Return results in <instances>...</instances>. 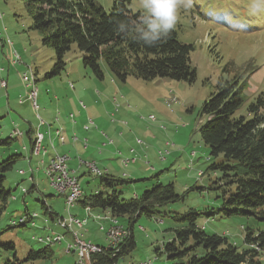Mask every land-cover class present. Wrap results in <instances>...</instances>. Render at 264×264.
<instances>
[{
  "label": "rangeland",
  "instance_id": "obj_1",
  "mask_svg": "<svg viewBox=\"0 0 264 264\" xmlns=\"http://www.w3.org/2000/svg\"><path fill=\"white\" fill-rule=\"evenodd\" d=\"M96 1L105 11L110 9V0ZM129 9L135 13L140 12L143 15L139 0H130ZM30 25L31 19L27 14L24 1L0 0V37L5 38L4 42H6V49L3 53L2 50L5 45L2 48L0 43V70L5 71L8 67L12 78H14L8 84V91L18 97L24 90L25 83L22 81V74L30 76V73L32 75L35 73L33 75L34 81L36 79L35 86L37 85L36 88L38 87L40 95H45L48 90V96H50L48 99L56 95L55 93H61V85L65 81L66 83L70 82L67 85L73 90L72 92L80 93L83 87L86 89L84 93L87 95L85 96L89 98V101L85 97H81L82 100H76L81 108L78 109V113H83L82 110L90 111L98 121V115L100 113L103 114L102 111H105L104 107L107 108L109 104L105 98L100 101L95 99V97H90L91 94H94L97 98L98 92L100 93L94 87L97 84H102L105 89L104 83L109 82L108 78L110 77L117 83L119 81L109 72L102 61L100 64L104 81L94 77L88 68L82 66L81 53L76 45H73L71 50L65 55L67 62L65 70L56 77L45 78V73L50 70L54 62V53L51 48L42 45L40 34L31 30ZM172 30L175 31L179 42L192 47L190 61L191 66L196 71L195 81L187 83L168 78H155L151 81H143L129 77L125 82L119 83V90L114 91V93L112 90H108L110 94L113 93L111 96L113 103H115L116 98H122L123 100L122 105L119 103L112 105L109 98L112 112L108 110L106 114L108 120L114 122L116 127L111 126L113 129H107L108 132L105 130L108 125L99 128L105 140L113 141L118 138L123 145V147L118 148L113 158H105L107 159L105 160L99 158L97 154L91 157L83 155V157H86L84 159L79 158L80 156L73 158L75 146L70 142L69 134L70 121H76V112L73 110L60 109L58 111L57 109L54 110V105L43 106L47 113L55 115L54 119L47 117L45 113L42 114L41 108V112L38 109H34L33 113L31 112L27 115L28 119H25L26 117L22 114L10 109V114H15L16 125L22 124L26 126L23 123L25 121L32 124L34 129L33 139L36 133L39 132L44 134L46 140H48V135L45 132L47 128L45 127L50 124L49 137L54 140L55 130L61 131L59 128L61 126L60 120L65 122L67 127L61 129L64 131L62 134L67 142L58 146L57 149L59 152L69 154L68 158L71 164L76 161L78 165V159H80L82 166L80 169L79 167L76 169V166H73V169H76V172H74L75 170L73 171V175L81 186L83 196L100 191L99 178L91 175L87 169L88 164L94 163L100 169H107L114 173L116 177L125 178L127 175L128 178L125 179L134 181L120 189L122 191L121 196L125 199L131 198L134 195L131 194L134 193L133 191L140 194L146 189H151L155 183L154 176L156 175L159 177L158 183L167 184L172 182L178 194L195 187L184 194L183 201L168 204L161 209L168 216H173L175 213H184L189 209L203 210L206 206L214 208L219 206V201L215 199L218 191L210 188L204 189L208 187L215 188L217 185L214 183H216V178H219L220 174L206 172L207 167L210 165V160L208 150L204 147L198 132L199 126L204 122L200 118L199 113L204 101L216 92L220 79H231L239 74L244 75L248 79V88L245 91V102L239 108L238 115L244 116L246 120L249 119L246 112L247 105L253 102L259 94H264V5L256 8L254 7V0H192L190 7L178 8L176 24ZM7 48H9L8 51ZM15 55L19 58L17 62H15ZM50 80H57V83L54 84L55 90H53L51 84L49 86ZM173 97L177 98V103H175L176 99ZM168 100H170L167 104L169 107L170 103H173L170 108L166 106ZM12 101L16 103L17 99ZM48 102L50 103V101ZM148 111L151 113L149 117ZM58 113L63 116L60 120L57 118ZM66 116H68L70 121L65 118ZM150 117H153L154 120H150ZM6 118L0 120V133L3 132L7 122ZM145 119H149L148 121L150 122L156 121L155 123H150L155 126L152 130L155 134L153 136L150 133L147 135L149 138H145L141 132H138V130L143 132L146 130L143 125H137L138 121L148 122ZM108 120L107 122L110 124ZM40 121L43 122L41 127L39 125ZM90 127L97 128L89 118L87 123L83 125V129L86 132L79 130L77 131L79 134L75 136L80 141V138L83 137V142H86V140L91 141L90 136L97 132L94 131L95 129L87 132L88 129H91ZM75 136L73 137V142L76 141ZM6 138L7 134L2 136V139ZM100 140L101 138L97 143L101 146L96 148V152H101L106 145V141L100 142ZM138 140L140 143H137ZM135 143L146 149L147 155H144L143 152L138 155V150L137 152L135 151L138 148ZM51 144H49L50 147ZM87 145L90 146V144ZM127 145L135 147V150H133L134 154H131V151L129 153ZM76 146L79 148L81 145ZM49 150L52 151L51 155H55L53 148ZM165 150L168 152H165ZM90 151L89 149L86 152L89 154ZM130 154L132 157L125 158V156ZM134 157L137 160L136 163L124 165V161ZM39 158L45 171V164L42 158ZM5 159L7 157L0 158V162ZM70 161H68L69 165H71ZM97 166L95 167L98 169ZM16 170L17 166L15 171L5 174L4 186L6 188L15 186L16 183L19 184L8 198L7 208L0 217V245L12 244L14 250L4 251L0 247V264H3L8 259L11 260L13 253L16 254L18 260H25L30 250L50 245L49 243L38 242L39 239H47V236L53 238L55 235H62L63 238L60 243H52L50 245L54 253L52 260H39L22 264H64L73 262L74 259H77L76 253H65L68 244H74L73 238L65 230L51 222L49 216L44 212L45 207L42 205L44 200L42 201L41 197H39L40 201H35V197H38L35 192L26 194L24 197L25 201H21V189L24 188L29 192L33 183L27 179L21 180L22 178L16 174ZM101 172L102 176L103 174H108L106 170ZM43 173H40V177L36 178L37 184L40 186L37 191L44 195L46 207H52L53 210H50L51 208L49 207V211L58 213L63 218L71 215L82 219L78 215L73 214L75 210H65L63 197H60L52 189L45 172ZM122 173L124 174L122 175ZM49 195L52 196L49 197ZM22 196L24 195L22 194ZM12 197H18L15 205L14 202L12 205ZM25 210L38 216L34 220V225H32L31 221L22 227L17 225L19 217L24 215ZM104 214L110 215L109 213H102V215ZM84 215L85 213H83V217ZM45 219H47V223ZM161 219L147 218L143 215L136 221L133 228L136 248L128 258L120 259L117 264H140L148 260L150 264L170 263L166 261L163 255L157 257L154 253V248L160 247L163 242H166L172 234L170 229L178 227L179 224L173 222L171 218L164 217ZM14 221H17V223H12ZM121 223L124 224V222ZM197 224L203 227L207 234L224 235L230 243L239 249L245 246L243 241L245 229L256 230L258 228L264 230L263 221L242 216L224 218L222 215H217L214 218H206L202 215L197 219ZM14 225L16 227L12 228ZM86 228L87 222L84 226H77L73 231L79 238L87 242L95 243L93 241H97L105 246L104 234L98 231L97 224L84 233ZM123 228L127 230L125 226ZM260 261L261 264H264V253L260 256Z\"/></svg>",
  "mask_w": 264,
  "mask_h": 264
},
{
  "label": "trees",
  "instance_id": "obj_2",
  "mask_svg": "<svg viewBox=\"0 0 264 264\" xmlns=\"http://www.w3.org/2000/svg\"><path fill=\"white\" fill-rule=\"evenodd\" d=\"M22 1L31 19L30 29L37 31L42 45L54 53V62L45 78L56 77L65 70V55L76 45L81 53L82 66L98 79L103 77L102 61L120 83L129 77L143 81L155 78L187 83L195 81L196 71L190 61L192 47L179 42L175 31L171 30L155 46H148L142 40L118 31L120 22H138L142 16L140 12L129 9L130 0H110L108 11L96 0ZM247 88L248 79L244 75L220 79L216 92L204 101L199 113L204 122L198 132L210 160L206 172L220 174L214 183L217 185L215 188L204 189L218 191L215 199L219 206L189 209L168 216L161 209L183 201L184 194L195 187L178 194L172 182L158 183L156 175L151 189L125 199L120 189L134 181L110 174L97 177L100 191L82 196L77 205L82 210L88 206L93 211L109 213L127 228L129 235L118 246L120 250L116 255L115 251L107 249L91 256L89 264H117L120 259L128 258L136 248L134 225L143 215L158 219L167 217L179 224L170 229L172 234L166 242L154 248L157 257L163 255L171 264H261L264 230L245 229V246L239 249L224 235L207 234L197 224L202 215L206 218L242 216L264 222V94H259L247 105L249 119L246 120L238 115V110L245 102ZM16 156L11 155L0 162V217L13 192L4 186V182L5 174L14 168ZM42 205L51 219L59 217L57 213L50 212L46 204ZM0 247L4 251L14 250L12 244ZM53 257L54 253L47 245L30 250L23 261L13 253V258L3 264L52 260Z\"/></svg>",
  "mask_w": 264,
  "mask_h": 264
},
{
  "label": "crops",
  "instance_id": "obj_3",
  "mask_svg": "<svg viewBox=\"0 0 264 264\" xmlns=\"http://www.w3.org/2000/svg\"><path fill=\"white\" fill-rule=\"evenodd\" d=\"M4 40H5V38L0 37V43H1V47L2 48L6 44V42H4ZM5 49H6V45H5L4 49L2 50V53L4 52ZM8 50H9V48H7V51ZM9 56L11 57V55H9ZM13 58L14 57L12 55V59ZM13 60H12V63H13ZM69 72H70V70H69ZM13 79L14 78H12L11 71H10V69L8 67H7V69L5 71L4 70H0V81H2V80L5 81V83L7 85L5 89L0 88V116H1V119L7 117L6 118V121L7 122H6V124H5L4 128H3V132L0 133V158L3 159L5 157L8 158L11 155H17L16 156V163H15L14 168H13L12 171H15V167L17 166L16 174L20 178H22L21 180L27 179L28 181H31L33 183V185H31V188H30V189H32V188L33 189L30 190V193L35 192L36 195H38V197H35V201H40V198L39 197H41L42 201L44 200V203H45L46 201L44 199V195L41 192L37 191L38 188H40V186L37 184L36 178L37 177H40V173L44 174L43 173L44 172V166L40 163V158L38 156L32 155L33 154L32 153V150H33L32 149V145H33V133H34V129L32 128V124L30 122H26V121L23 122V123L26 124V126H23L22 124H21L22 126L21 125H16V120L14 119V115L15 114H10L11 113V110H13V111L15 110L14 112H19L20 114H22L23 116L26 117L25 119H28L27 115H29L31 112L32 113L34 112L33 111L34 109L31 106L30 101L28 99V96H29V93H30V88L28 86H26L27 85L26 84L24 86V90L18 95V97H16L15 94H12V92H9L8 91L9 90L8 84H9L10 80H13ZM108 79H109V82L104 83L105 89L102 87V84H97L94 87L96 89V91H100V93L98 92V97L97 98H96V96L94 94H91V96H90L91 98H94L95 97V99H99L100 101L103 98H105L106 101L109 104V106L107 105V108L104 107V110L105 111H102L103 114L100 113L98 115V117H97L98 121L94 118L93 113L90 112V111L87 112L85 110H82L83 113H80V114L78 113V109H81V108L78 106V103L76 102V100H82L81 97H85V99L89 101V98L85 96L87 94L84 93L86 91V89H84L83 87H82V92H80V93L79 92H72L73 90H71L68 87V85H67V83H70V82H67L66 83V81H65L61 85V93H59V94L58 93H55L56 95H54L50 99H48L50 97V96H48V90L46 91V94L45 95L44 94H41L40 95V91H39V89L37 87V89H38V91H37L38 92V94H37V105L39 106L38 107V110L39 111H40V108H41L42 114L45 113L47 117L54 119V116L55 115L49 114V113H47L43 109V106L44 107H47L49 105H51V106L54 105V107H55L54 110L57 109L59 111L60 109H65V110H68L69 109V110H73L74 112H76V118H75L76 121H74V122L70 121V119H68V116L65 117L71 123V125L69 127V129H70V133H69L70 134V142L73 143V145L75 146V149H74L75 153L73 154L71 152V154H73L72 155L73 158H76V156H80L79 158H83L84 159L86 157H83V155L84 156H90L91 157L94 154H97L99 158H103V159H105V158H113L115 156V153L118 150V148L123 147L122 143L120 142V140L118 138H115L114 137L115 140L111 141V140L108 139V141H107V140H105V137L102 136L101 132L99 131V128L100 127L103 128V127H105V125H108V127L105 129L106 131H107V129L108 130H112L113 127H116L115 124H114V122L108 120V117H107V114H106V112L108 110H110V111L112 110L111 109L110 101H111L112 105L113 104H117V103H119L120 105L123 104L122 98H118V99L116 98L115 103H113L112 97H111L113 95L114 91L119 90L118 85H120L119 84L120 82L117 83V81L113 80L112 77H110ZM102 80L104 81V78ZM35 82H36V79H35ZM56 83H57V80L56 81L55 80L54 81L53 80H50L49 86L51 84L53 86V90H55V85L54 84H56ZM108 90H112L113 93L110 94ZM113 97H115V96H113ZM109 98H110V101H109ZM16 99H17V101H16V103H14L12 100H16ZM39 101H40V104H39ZM48 101H50V103ZM148 104H149V102H148ZM40 105H41V107H40ZM150 115H151V113L149 112L148 113V117ZM61 117H63V116L58 113L57 118L60 120ZM125 117H127V116L125 115ZM41 118H43V117H41ZM89 118H90V120H92V122L94 123V125L97 126V128L90 127L91 129H88L87 132L90 131V130H92V129H95L94 131H96L97 133H94L92 136H90L91 141L86 140V142L85 141L83 142V139H82L83 137L80 138L78 136L81 139V141H80L75 135L79 134L77 132L79 130L81 132L82 131L86 132L83 129V125H85L87 123V121L89 120ZM107 120L110 122V124L107 122ZM148 120L149 119H147L146 121H148ZM155 122L148 121L146 123H143L141 121H138L137 122V125H143L145 127V129H146L144 132L143 131H140V130H138V132H141V134L145 138H149L147 135H149L150 133H152L153 136H154L155 132L152 131V130H153V128L155 126H153L150 123H155ZM60 125H61L59 127L60 130H61L60 131L61 132L60 136L62 137L63 142H61L59 140V137H57V135L55 134L59 130H55V132H54V137H55L54 138L55 141H54L51 137H49L50 136V131H51V129H50L51 128L50 127L51 125L50 124H47L46 127L44 126L45 128H47V129H45V132L48 135V140H46V138L44 136V141H43V145L48 148L47 149L48 150L47 151V154L43 158L44 164L46 165V163L50 159L54 158L56 155L64 156L66 158V165H67L68 169L69 170L71 169L70 170L71 172H73L74 170H75L74 172H76V169L78 167L80 169V167L82 166L80 159H78V165L76 164V161L71 164V161L68 158L69 154H67L66 152H59V150L57 149L58 146L64 145L67 142L66 139H65V137H63L64 135L62 134V132H64V131H62V129L66 128L67 126H65V122L63 120H60ZM111 126H113V127H111ZM13 129H18L20 132H22L23 133L22 136L21 137H13V138H11L10 137L11 136L10 134H11V132H12ZM5 134H7V138L6 139H8V141L6 143L3 142L6 139H2V136H5ZM74 136L76 138V141L75 142H73V137ZM50 138H51V140H50ZM100 138H101L100 142H103V140H104V141H106V145L101 150V152H96V148L99 147V146H101L100 144L97 143ZM50 143H52L51 144V147L49 145ZM87 144H90V146L87 145ZM76 145H81V146L78 148ZM3 146H5V147H3ZM135 146L138 147V148H136V150H135V147H133V145H127V149L129 150V153L133 149L136 152L138 150V155H141L142 152H143L144 155H147V153L145 151L146 149H144L142 146H140L137 143H135ZM50 148H53L55 155H51V152L52 151L49 150ZM89 149L91 151L88 154L86 151H88ZM83 150H85V151H83ZM131 154H134V151L133 152L131 151ZM131 154L128 155V156H125V158L132 157ZM131 159H135V162L134 163L137 162V160H136L135 157L134 158H131ZM90 160H92V159H90ZM105 160H107V159H105ZM68 161H70V164L71 165H69ZM110 161H111V159H110ZM73 166H76L75 167L76 169H73ZM100 170H106V171H108L107 172L108 174L115 176L114 173L110 172L107 169H100ZM21 171H23L22 174L20 173ZM123 174L124 173H122V175ZM125 178H128V176L126 175ZM129 178H132V177H129ZM18 184L19 183H16L15 186L9 187V189H11V190L13 189V191H14L16 189V187L18 186ZM23 189L24 188H22L21 190H23ZM81 191H82V189H81ZM133 192L134 193H131V194L138 195L136 191H133ZM22 194L23 193H21V191H20L21 201L24 202L25 201V198L24 197L26 195L25 196H22ZM20 196H18V197L20 198ZM51 196L52 195H49V197H51ZM82 196H83V192H82ZM18 197H15V198L12 197V199H14V200H12V205H13V202H14V205H15V203L17 202ZM60 197H62V196H60ZM48 207H50V206H48ZM50 208H51L50 210H53L52 207H50ZM72 209L75 210V212H73V214L78 215L80 218L83 217V210L81 209V207H79V205L75 204V206ZM25 211H27V210H25ZM93 212L94 213H99L96 210L93 211ZM92 226L93 227L96 226V223L93 222L90 219L88 221V223H87V228H86V230H85L84 233L88 232ZM47 237H50V236H47ZM104 241H105V238H104ZM93 242H95V244L101 245L97 241H93ZM101 246H103V244Z\"/></svg>",
  "mask_w": 264,
  "mask_h": 264
},
{
  "label": "built area",
  "instance_id": "obj_4",
  "mask_svg": "<svg viewBox=\"0 0 264 264\" xmlns=\"http://www.w3.org/2000/svg\"><path fill=\"white\" fill-rule=\"evenodd\" d=\"M17 60H19V58L17 55H15V62H17ZM22 81L23 83H25L23 80V74ZM26 84L27 83H25V85ZM5 86V81H0V88H4ZM31 106L35 107V110L38 109L37 101L35 100V98L34 104H31ZM11 135L13 137H20L22 136V133L18 129H15L12 130ZM43 141L44 134L37 132L35 138L33 139L32 149L39 150V157H41L42 161L44 162L43 158L46 156L48 148L43 145ZM137 143H140V141H137ZM165 152L168 151L165 150ZM134 162L135 159H130L124 161V165H126L127 163L130 164ZM94 166L97 165L92 163L90 164V168L87 169L91 175L97 177L94 173ZM44 172L52 189L58 195L64 198L65 210L70 211L75 206V204H77V202L81 199V197L78 193L77 179L74 177L73 172L68 169L66 165V158L64 156L56 155L54 158L50 159L46 163ZM22 173L23 171H21V174ZM26 193L27 191L24 190V194ZM83 213H85V215L84 217H82V219H78L69 215L66 218L55 217L54 220H51L53 224L59 226L61 229H64L74 240V244H68L67 253H76L77 259H74L73 262L68 264H89L91 256L103 253L107 249L115 251L114 255H116V253H118L120 250L118 246L122 244L129 235V233L127 232L128 230H125L123 226H115L116 218L106 214L102 215V213H94L93 210L88 206L83 209ZM35 218H37V215H31L27 213L24 216H21L18 220H34ZM90 219L96 222L99 232L104 234L106 240V245L104 247L92 242H87L79 238L77 234L73 231V229L77 228V226H84L86 222L88 223ZM45 222H48L47 219H45ZM62 238V235H55L53 236V239H39L38 242L60 243ZM140 264H150V261L148 260Z\"/></svg>",
  "mask_w": 264,
  "mask_h": 264
},
{
  "label": "clouds",
  "instance_id": "obj_5",
  "mask_svg": "<svg viewBox=\"0 0 264 264\" xmlns=\"http://www.w3.org/2000/svg\"><path fill=\"white\" fill-rule=\"evenodd\" d=\"M192 0H139L143 15L140 20L120 22L118 31L155 46L170 34L177 20L178 8L191 6ZM264 5V0H254V7Z\"/></svg>",
  "mask_w": 264,
  "mask_h": 264
},
{
  "label": "bare ground",
  "instance_id": "obj_6",
  "mask_svg": "<svg viewBox=\"0 0 264 264\" xmlns=\"http://www.w3.org/2000/svg\"><path fill=\"white\" fill-rule=\"evenodd\" d=\"M23 80H24V82L25 83H27V85L26 86H28L29 88H31L30 89V93H29V96H28V99H29V101H30V103L31 104H34V98H35V100L37 99V88H36V86H35V81H34V78H33V75L30 73V76H27V75H24V77H23ZM34 95V96H33ZM33 109H35V107H33ZM33 111H35V110H33ZM37 118H38V116H37ZM150 120H154V118L153 117H150L149 118ZM39 125H40V127L43 125V122L42 121H40V123H39ZM60 134H61V132L60 131H58V132H56V135L59 137V139H60V141H62L63 139H62V137L60 136ZM11 135V134H10ZM11 137H13L12 135H11ZM32 150V149H31ZM132 152H133V150H131ZM32 155H34V156H38L39 157V150L38 149H33L32 150ZM87 168H90V164H88L87 165ZM102 171V170H101ZM100 171V169L98 168H96L95 166H94V173H95V175L97 176V177H100V176H102V172ZM104 171V170H103ZM108 172V171H107ZM21 173V172H20ZM104 175V174H103ZM45 176H46V174H45ZM21 192L24 194V189L23 190H21ZM78 193H79V195H80V197L82 196V192H81V188H80V185H79V183H78ZM30 214V213H29ZM32 215H36L35 213H32ZM32 222V225H34V222H33V220L32 219H22L21 221H19L18 220V223H17V225H25L26 223H28V222ZM12 223H14V222H12ZM115 226H121V225H119L118 224V222L116 221V219H115ZM47 239H53V238H51V237H48ZM49 244H52V243H49Z\"/></svg>",
  "mask_w": 264,
  "mask_h": 264
}]
</instances>
